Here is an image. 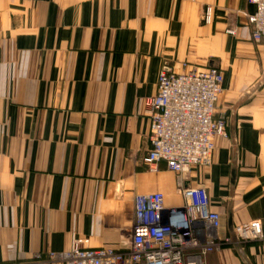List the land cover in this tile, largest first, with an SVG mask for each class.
Returning a JSON list of instances; mask_svg holds the SVG:
<instances>
[{"label":"crops","instance_id":"1","mask_svg":"<svg viewBox=\"0 0 264 264\" xmlns=\"http://www.w3.org/2000/svg\"><path fill=\"white\" fill-rule=\"evenodd\" d=\"M210 7V21L204 10ZM247 0H0V264H45L78 238L131 248L133 197L183 203L176 173L143 161L145 100L166 64L226 75L210 163L191 165L220 214L218 250L203 264H264L235 224L264 214V40ZM235 30L234 34L227 32Z\"/></svg>","mask_w":264,"mask_h":264},{"label":"built area","instance_id":"2","mask_svg":"<svg viewBox=\"0 0 264 264\" xmlns=\"http://www.w3.org/2000/svg\"><path fill=\"white\" fill-rule=\"evenodd\" d=\"M255 6L246 14L253 41L264 40V0H247ZM211 9L204 10L210 21ZM227 32L234 34L233 28ZM224 74L215 67H192L176 72L164 64L156 92L145 100L149 120V143L143 161L151 169L163 161L176 173L180 206H164L160 191L133 197L131 248L125 252L111 247H91L78 238L68 251L51 253L45 264H203L202 258L232 241L218 240L220 214L212 210L207 191L184 183L191 165L210 163L215 136H227L226 119L217 115L216 104L224 90ZM234 240L257 241L264 251V214L233 227Z\"/></svg>","mask_w":264,"mask_h":264},{"label":"rangeland","instance_id":"3","mask_svg":"<svg viewBox=\"0 0 264 264\" xmlns=\"http://www.w3.org/2000/svg\"><path fill=\"white\" fill-rule=\"evenodd\" d=\"M222 72H223V70H221ZM223 74H224V72H223ZM224 79H226V75L224 74ZM224 85H225V82H224ZM225 87V86H224Z\"/></svg>","mask_w":264,"mask_h":264}]
</instances>
